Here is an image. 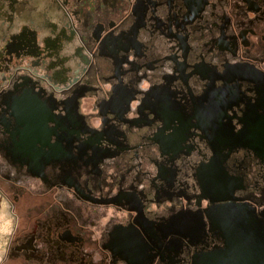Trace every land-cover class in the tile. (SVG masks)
I'll return each mask as SVG.
<instances>
[{
	"label": "flooded vegetation",
	"instance_id": "1",
	"mask_svg": "<svg viewBox=\"0 0 264 264\" xmlns=\"http://www.w3.org/2000/svg\"><path fill=\"white\" fill-rule=\"evenodd\" d=\"M0 182V264H203L217 211L264 227V0H0Z\"/></svg>",
	"mask_w": 264,
	"mask_h": 264
},
{
	"label": "water",
	"instance_id": "2",
	"mask_svg": "<svg viewBox=\"0 0 264 264\" xmlns=\"http://www.w3.org/2000/svg\"><path fill=\"white\" fill-rule=\"evenodd\" d=\"M216 213L224 247L208 253L203 264H264V227L256 216L242 207Z\"/></svg>",
	"mask_w": 264,
	"mask_h": 264
},
{
	"label": "rangeland",
	"instance_id": "3",
	"mask_svg": "<svg viewBox=\"0 0 264 264\" xmlns=\"http://www.w3.org/2000/svg\"><path fill=\"white\" fill-rule=\"evenodd\" d=\"M83 108H86V106H89L90 105V102H88V100H84L83 101ZM87 109H91L90 107H87ZM0 186L3 187V189H5L6 191L8 190L7 189V186L6 184H2L0 182ZM31 199V201L35 202L37 201V198H29ZM4 202V201H3ZM26 202H27V199H26ZM6 203V202H5ZM26 204H22V203H19L17 204V209L15 210L16 213H18V216H23V213L24 211L22 212V209H19V208H23V206H25ZM4 206V205H3ZM7 206V205H6ZM14 215L8 211H6L4 208L0 209V224H5L7 226V228H0V256L3 254V251H4V247H3V244H4V237L3 234L5 235V233L9 232L10 229H11V225L13 224L14 222Z\"/></svg>",
	"mask_w": 264,
	"mask_h": 264
}]
</instances>
